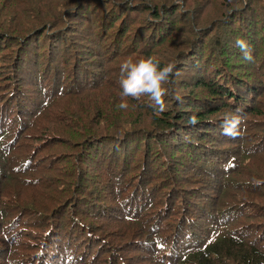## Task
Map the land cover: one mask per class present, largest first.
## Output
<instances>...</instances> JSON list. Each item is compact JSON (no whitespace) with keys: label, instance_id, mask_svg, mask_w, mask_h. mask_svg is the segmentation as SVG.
<instances>
[{"label":"trees","instance_id":"1","mask_svg":"<svg viewBox=\"0 0 264 264\" xmlns=\"http://www.w3.org/2000/svg\"><path fill=\"white\" fill-rule=\"evenodd\" d=\"M0 264H264V0H0Z\"/></svg>","mask_w":264,"mask_h":264},{"label":"clouds","instance_id":"2","mask_svg":"<svg viewBox=\"0 0 264 264\" xmlns=\"http://www.w3.org/2000/svg\"><path fill=\"white\" fill-rule=\"evenodd\" d=\"M120 71V103L119 109L127 110L129 100L139 101L147 97L154 108V113L159 115L163 110L165 98L172 94V78L179 76L174 61L163 62L162 58L155 53L147 56L135 57L129 55L123 58L119 66ZM175 99L180 95L175 93ZM242 118L234 113H227L223 130L225 134H238ZM190 123H196V117L190 118Z\"/></svg>","mask_w":264,"mask_h":264}]
</instances>
